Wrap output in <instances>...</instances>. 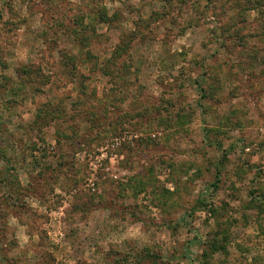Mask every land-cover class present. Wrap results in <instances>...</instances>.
<instances>
[{
  "label": "rangeland",
  "instance_id": "1",
  "mask_svg": "<svg viewBox=\"0 0 264 264\" xmlns=\"http://www.w3.org/2000/svg\"><path fill=\"white\" fill-rule=\"evenodd\" d=\"M0 257L264 264V0H0Z\"/></svg>",
  "mask_w": 264,
  "mask_h": 264
},
{
  "label": "crops",
  "instance_id": "2",
  "mask_svg": "<svg viewBox=\"0 0 264 264\" xmlns=\"http://www.w3.org/2000/svg\"><path fill=\"white\" fill-rule=\"evenodd\" d=\"M0 264H12V260L8 257V259L0 257Z\"/></svg>",
  "mask_w": 264,
  "mask_h": 264
}]
</instances>
